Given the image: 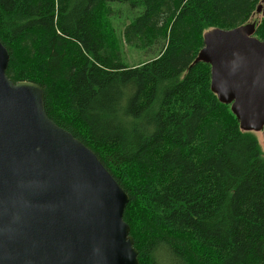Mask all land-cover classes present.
Here are the masks:
<instances>
[{
	"label": "trees",
	"instance_id": "16d2710c",
	"mask_svg": "<svg viewBox=\"0 0 264 264\" xmlns=\"http://www.w3.org/2000/svg\"><path fill=\"white\" fill-rule=\"evenodd\" d=\"M263 2L0 0L8 78L41 86L49 118L125 190L139 264H264V151L195 63L207 31ZM113 3L141 11L120 43L151 60L125 62Z\"/></svg>",
	"mask_w": 264,
	"mask_h": 264
},
{
	"label": "water",
	"instance_id": "95a60500",
	"mask_svg": "<svg viewBox=\"0 0 264 264\" xmlns=\"http://www.w3.org/2000/svg\"><path fill=\"white\" fill-rule=\"evenodd\" d=\"M263 5L257 9L261 13ZM256 23L211 29L195 63L246 132L264 135V41ZM0 41V264H139L129 196L97 155L47 115L44 90L7 76Z\"/></svg>",
	"mask_w": 264,
	"mask_h": 264
},
{
	"label": "rangeland",
	"instance_id": "374dc122",
	"mask_svg": "<svg viewBox=\"0 0 264 264\" xmlns=\"http://www.w3.org/2000/svg\"><path fill=\"white\" fill-rule=\"evenodd\" d=\"M114 4V9L116 11V18L112 20L113 27L115 28L117 38L119 39L118 46L121 47V52L125 58V62L131 66H137L138 64L151 60L152 54L149 52H137L133 49H130L123 43H120V37L122 36V32L124 30L125 25H128L134 20L137 16L140 15V10H130L129 6L127 5H118L117 3ZM263 5L261 13H256L253 16V20L250 23H255L259 19L264 17V2L261 4ZM259 138L261 147L264 151V135L262 132L257 133Z\"/></svg>",
	"mask_w": 264,
	"mask_h": 264
}]
</instances>
